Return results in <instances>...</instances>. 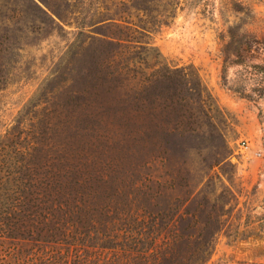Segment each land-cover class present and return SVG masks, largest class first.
<instances>
[{"label": "rangeland", "instance_id": "1", "mask_svg": "<svg viewBox=\"0 0 264 264\" xmlns=\"http://www.w3.org/2000/svg\"><path fill=\"white\" fill-rule=\"evenodd\" d=\"M145 51L160 52V62L148 60L140 69L136 60ZM113 54L146 74L167 71L170 91L182 89L185 100L172 107L190 112L175 131L129 137L127 130L137 124L163 126L164 119H174L162 100L155 102L153 117L137 119L131 73L118 76L121 125L106 120L99 129L93 123L91 78H99L105 104L104 62ZM240 59L241 65L233 62ZM204 86L210 94L206 115L197 96ZM262 92L264 0H0V135L17 134L24 141L54 124L55 154L70 141L99 155L107 193L118 185L115 201L132 208L129 216L110 212L101 220L111 227L130 219L135 228L116 248L148 247L142 231L172 217L173 227L158 228L157 248L166 247L171 229L191 235L176 248L210 252L204 264H264ZM130 181L136 188L129 194ZM4 245L10 248L0 264H53L61 247L23 240ZM87 250L88 261L113 262L117 253L123 258L115 250ZM80 252L72 248L69 254Z\"/></svg>", "mask_w": 264, "mask_h": 264}, {"label": "trees", "instance_id": "2", "mask_svg": "<svg viewBox=\"0 0 264 264\" xmlns=\"http://www.w3.org/2000/svg\"><path fill=\"white\" fill-rule=\"evenodd\" d=\"M250 37L251 35L248 34V38ZM144 53V57L139 56V60H136L138 68L141 69V65L148 60L154 63L160 62L157 56L160 52H157V55L146 51ZM115 56L116 54L111 55L104 62V78L107 84L103 93L109 96L105 104L100 100L101 84L97 82L99 78L95 76L91 78V94L96 102L95 110L92 107L90 109L93 123L99 129L106 120L110 125H121L120 114H123L119 113L115 106L116 90L121 86L118 76L122 73H131L135 87L131 109L136 113L137 119L141 121L143 116L153 117L154 104L158 100H162L163 110L174 114V119H164L163 126L137 124L133 130H127L129 137L149 139L156 133H162L160 132L162 129L175 131L179 126L180 118L185 116V112H190L182 105L179 108L172 107L173 103H182L185 100L182 89L174 86L170 91L168 83L172 77L167 71L153 70L146 74L143 70L129 67L120 58L115 60ZM233 62L240 65L244 63L241 59ZM162 82H166V85L164 90L160 91L157 89V84ZM197 96L203 106L202 112L206 115L207 100L210 99L207 88L204 86L203 89H199ZM134 115L132 114L133 117ZM122 124L129 125L125 122ZM49 126L51 127L46 126V128L53 136L44 130L41 137L33 138L32 134L31 138L24 141L20 140L17 134L8 135L6 132L0 135V256L7 251L4 248H10V245H4L6 241L23 240L61 246L54 252L57 260L52 258L53 264H204L208 260L206 255L210 252L201 253V250L199 254L197 248H184V252L181 248L175 247L181 240L189 241L191 235L187 232L178 233L177 230L169 229L164 237L166 247L157 248L154 243L161 233L158 228L167 227L168 223L173 227L177 219L173 220L172 217L167 222L160 219L161 224L158 227L149 224L146 231H142L144 238L149 240L148 247L143 245L141 248H116L129 241L131 237L129 232L132 229L135 231V228L128 222L130 219H124L120 225L111 227L106 223L102 224L101 220L110 212L129 216L132 211L131 206L124 202V207H119L120 201H115L117 198L115 192L120 189L118 185L113 188L114 193H107L105 163L99 155L86 153L83 144L78 146L74 142L66 141L64 151L55 154L52 148H54L56 127L54 124ZM41 144L49 150L40 147ZM131 182L128 186L129 194L136 188L134 182ZM94 221L99 225H92ZM194 221L195 217L189 220V222ZM92 231L94 235H91ZM120 236L122 240H119ZM90 247L115 250V253L121 252L123 258L120 261V255L117 253L116 256L113 255L117 258L113 262L110 261L111 257L88 261L87 249ZM72 248L81 250L80 254L70 256L69 251Z\"/></svg>", "mask_w": 264, "mask_h": 264}]
</instances>
